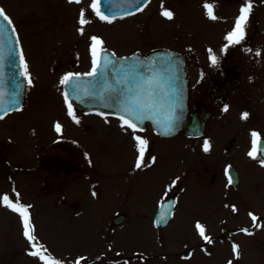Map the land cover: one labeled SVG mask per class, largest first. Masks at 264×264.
Returning <instances> with one entry per match:
<instances>
[{
	"label": "rangeland",
	"instance_id": "obj_1",
	"mask_svg": "<svg viewBox=\"0 0 264 264\" xmlns=\"http://www.w3.org/2000/svg\"><path fill=\"white\" fill-rule=\"evenodd\" d=\"M251 1L258 4L255 12L252 9L249 15L244 39L251 34L252 43L247 45L250 42L241 40V46L235 53V56L241 55V61H237L241 72L244 71L240 78L245 83L244 88L239 90H243L239 94L238 106L241 109L226 112L217 109L216 113L219 115L214 118L217 122H212L209 126L214 136L219 138L224 131L232 134L241 132L239 145L242 151L253 144V132L264 136V0ZM93 2L94 0H81L77 4L69 3L68 0H0L6 12L15 19L21 33L24 56L29 66L28 77L32 81L28 84L24 108L11 113L0 122V140L5 141L6 144L3 145L13 147V150L8 149L12 152L9 156L11 159L15 157L14 151L17 149L22 153H31L44 150L49 145V154L60 152L59 149L52 151V140L64 129L62 127L57 132L52 121L55 118L62 119L68 113L61 80L69 73L85 71L92 66V37L103 42L98 49L109 47L117 52L127 53L134 49L147 50L153 47L182 50L194 72L200 70V64L206 66L211 62L208 49L217 52L218 57L232 46L226 36L233 31L241 6L240 0H151L143 11L113 18L112 23H108L95 14L91 7ZM206 3L213 6L217 19L209 18L204 7ZM254 4L255 2L252 3L253 6ZM162 10L172 11L174 18L168 20L162 17ZM82 11L90 12L86 18L88 22L83 26L79 24ZM81 27L83 33L78 31ZM245 112L251 114L246 120L241 118ZM112 122L117 123L115 120ZM93 132L95 133L89 137L80 132L77 134L91 149L97 148L96 141L100 137L98 131ZM163 142L169 147L166 150L159 149L162 156L163 151L171 152L178 140ZM114 150L113 155L126 154V148H116V144ZM165 155V163L159 159L154 166L149 164L145 167L147 185L144 187L143 197L151 203L168 188L169 178L177 172V168L174 169V153ZM122 160V164L118 161L119 164L116 165L107 155L95 157V161L102 164L97 174L101 185L103 184L102 194L105 196L96 197L93 203H87L84 214L77 212L84 209V202L80 205L75 203L71 208L63 201H57L64 186L62 181L68 177L64 170H49V185L41 187L44 192L31 185L46 181V176L42 177L40 170L36 169L29 175L15 173L13 177L17 182L14 183V180L8 179V175L14 172L9 173V169L0 161V264H45L38 257L28 255L33 248L23 235L21 217L3 206L2 197L8 195L15 202L16 193H19L20 204L30 206L28 213L36 243L43 246L45 256L60 261L61 264H76L81 257L84 259L80 260V264H222L224 260L231 261L232 264H264V250L253 246L255 238L252 235L218 238L208 255L200 257V254L191 252L189 260L178 258L141 261L132 256L137 252H131L130 248L151 246L154 233H149V240H146L139 232L141 228L128 223L129 218H124L122 223L117 224L108 213V210L119 203L127 204L136 198L132 195L130 185L126 186L128 180L121 172L126 161L125 158L120 161ZM260 173L261 198L264 200V164ZM143 174L144 167L138 170L140 178H143ZM74 189L76 190L75 187H70L69 190L74 193ZM46 191H49L48 196L45 195ZM52 195L56 197L54 200L51 199ZM221 211L208 218H212L214 226L235 228L247 224L248 219L235 216L237 213L232 207ZM192 224L189 218L180 215L175 217L169 225L171 228L167 231L166 243L191 244L187 230ZM262 227L264 231V223ZM149 230L152 231L151 228ZM238 241L244 245L239 246L237 257L233 252V245ZM183 247L179 245L177 248ZM165 248L170 249L168 244Z\"/></svg>",
	"mask_w": 264,
	"mask_h": 264
},
{
	"label": "flooded vegetation",
	"instance_id": "obj_2",
	"mask_svg": "<svg viewBox=\"0 0 264 264\" xmlns=\"http://www.w3.org/2000/svg\"><path fill=\"white\" fill-rule=\"evenodd\" d=\"M246 1L240 0V9L246 5ZM250 2H255L252 7L255 12V7L258 3L251 0ZM244 40H247V43L250 42L246 43L247 45H251V34H248ZM243 45L245 47V44ZM239 46H241L240 43L237 45L232 44L230 48L228 47L222 52L223 56H216L217 63L215 65L211 62L206 66L200 64L198 66L200 70L197 69L198 71L194 72L191 71L189 60L185 54L188 80V123L186 128L175 135H161L149 123L138 126L142 130L133 133V130L121 127L122 121L118 116L107 112L82 110L77 107L75 102H72L73 112L79 123H76L68 113L62 119L55 120V118L52 121L54 123L53 127L58 123L64 129L52 140V151L59 149L60 152L58 154L55 152L49 154L48 145L44 150H35L31 153H22L17 149L14 151L15 157L11 159L9 156L12 152H9L8 149L13 150V147L9 148L7 145H3L5 141L0 140V161L3 162L5 168L9 169V173L11 171L14 172L8 175V179L14 180V183H16L17 181L13 177L15 173L29 175L38 169L41 171L42 177L46 176V181L43 184L38 182L31 185L42 190L41 187L44 188L45 185H49V170L60 168L65 171V175L68 177L62 181L64 186H62V192L59 194L57 201H63L71 208L75 203L80 205L81 202H84V209L77 211L84 214L87 203H93L96 197L102 198L105 196L102 194L103 184L101 185L100 176L97 174L102 164L97 163L95 157L107 155L110 157V161H115L116 165L122 164L124 160H120L125 158L126 164L121 172L128 180L126 186L130 185L132 195L136 196V198L128 201L127 204L124 202L119 203L118 206L108 210V213L114 218L119 216L129 218L128 223L133 227L141 228L139 232L146 240H149V233H154L151 246L149 244L146 248L145 246L130 248L131 252H137L132 255L135 258H140L141 261L178 258L189 260L191 259L189 255L191 252L200 254V257H203V255H208L211 246L218 238L248 235L242 231L243 229H247L255 238L253 246L261 251L264 250V231H262L264 200L261 198L262 184L260 175L264 158L257 148L255 158L249 155V152L253 150V144L248 145L247 150L242 151L239 145L241 143L240 137H242L240 135L241 132L236 131L232 134L230 131H224L219 138L217 135L214 136L212 129H209L210 123L217 122V119H214L216 115H219L216 113L217 109L224 111L225 106H227L228 111L241 109L238 106L239 94L243 90H239L244 88L245 83L240 81L244 71L241 72L237 61H241V55L235 56V53L237 54V50L240 48ZM232 47L236 48V50L232 49ZM154 48L156 47L147 50L134 49L127 53L133 51L147 52ZM208 51L209 56L218 54L211 49H208ZM124 53L126 52L118 54ZM209 56L207 55V58ZM197 62L200 63L199 58H197ZM27 69L29 71L28 65ZM26 100L25 98L22 107L15 111L22 110L26 105ZM242 100L244 101V99ZM9 114L4 116L0 122L9 117ZM112 120L117 123L112 122ZM191 124L197 126V128L189 130V125ZM93 131H98L100 134L96 141L97 148L95 149H91L88 144L84 143L83 139L77 136L80 132L85 137H89L95 133ZM134 134L148 141L143 178L138 176V170L140 169L135 168L138 152L136 142L133 139ZM261 136L259 135V137ZM170 139L178 140L177 143L175 142L177 145L171 151L174 153V166H176L174 169L176 170L177 168V172H174V175L169 178L170 182L167 189L170 188V190L167 192V196H165V189L160 194V197L151 203L143 197L144 187L147 185L145 167L147 168L149 164L154 166L159 159L165 163L164 158L169 156L165 155V153L171 152L163 151L164 157L162 153L159 154V149L166 150L169 146L163 141ZM205 140L209 141L211 145L208 152L203 151ZM115 144L116 148H126V154L118 153L119 155H113ZM153 156L156 158L155 163L151 162V157ZM229 173L232 174L233 182L231 184L228 183ZM173 182H175L174 186ZM70 187L76 188L74 193H71ZM42 191L45 192V190ZM93 193L96 195H93ZM45 195L48 196L49 191H46ZM55 198L53 195L51 196L52 200ZM165 203L166 208L170 207L171 214L164 225H160V222L159 226H157L155 222L159 221L162 215L164 217L167 216L165 210H160ZM229 207L236 209L234 211L237 213L234 214L235 216L248 219L247 224H241L235 228L230 226L220 227L219 225L214 226L212 218L208 219L210 215L214 216L221 209L229 210ZM178 215L189 218L193 222L191 226H188L187 230L191 237V244L189 243V245L187 243H182L181 245L178 242L166 243L167 241H165L168 235L167 231L171 228L169 225ZM253 215L257 217L256 221L252 220L251 217ZM197 222L204 226L205 235L211 238L212 243L209 244L200 237L195 228ZM167 244L170 249L165 248ZM241 244L244 245L243 242L238 241L236 243L238 246ZM179 245L184 247L182 249L177 248ZM248 245L250 244L248 243ZM222 264H229V262L224 260Z\"/></svg>",
	"mask_w": 264,
	"mask_h": 264
},
{
	"label": "water",
	"instance_id": "obj_3",
	"mask_svg": "<svg viewBox=\"0 0 264 264\" xmlns=\"http://www.w3.org/2000/svg\"><path fill=\"white\" fill-rule=\"evenodd\" d=\"M142 5L143 0L140 3L137 0H101L100 8L105 15L114 16L131 12ZM14 41L15 37L10 40L5 36L0 48V106L7 112L18 108L24 96L25 68L19 59L22 47L20 40L19 45ZM100 52L103 67L98 69L96 76L79 74L78 80L63 84L64 93H70L69 99L79 101L82 108L107 110L120 116L126 115L121 111L124 105L139 98L141 103H151L152 106L145 109L137 124L149 121L162 135L175 134L185 126L187 79L184 58L179 51L165 48L124 56H117L108 50ZM133 67L135 71H130ZM149 89L156 90L154 102L146 95ZM0 115L5 113L0 111ZM126 118L131 117L126 115ZM169 126L170 130L164 134ZM193 128L197 126L191 124L189 130ZM257 147L264 157V138L259 139ZM167 218L164 217L160 224L163 225ZM115 220L119 222L122 217Z\"/></svg>",
	"mask_w": 264,
	"mask_h": 264
},
{
	"label": "snow or ice",
	"instance_id": "obj_4",
	"mask_svg": "<svg viewBox=\"0 0 264 264\" xmlns=\"http://www.w3.org/2000/svg\"><path fill=\"white\" fill-rule=\"evenodd\" d=\"M69 3H77L79 4L81 2V0H68ZM151 0H143V7H140L139 9H137L138 11H143L144 7L147 6L148 3H150ZM137 3H140V0H137ZM100 4H101V0H94V2L92 3L91 7L92 9L95 11V14L99 17L100 20L102 21H107L108 23H112V17H109L108 15H105L103 11H101L100 8ZM205 9H206V13L209 16L210 19H217V17L214 15L213 13V6L211 4H205L204 5ZM252 3L249 2L245 5L242 6L240 9V14L237 17L236 21H235V26L232 32H230L227 36L226 39L230 42V44H239L241 40L244 39L245 36V25L249 19V15L252 11ZM163 8V6H162ZM134 14L133 12H128V15H132ZM161 16L168 19V20H172L174 18V13L170 10H162L161 11ZM88 21L85 19V14L82 11L80 13V19H79V24L81 26L85 25ZM79 32L83 33V27L78 29ZM5 36L8 37V39H12V37H15V44L19 45V37L17 34V30L13 24L12 19L7 15L5 9H3L2 7H0V48L3 47V43H4V38ZM91 45H90V53L92 56V68L91 71L84 74L87 76H96L97 75V71L98 69L102 68V55L101 52L98 51V46L102 45V41L97 38V37H92L91 38ZM114 55V54H113ZM257 55H259V53H257ZM19 59L21 61V63L24 64V68H25V72L24 75L28 76L27 73V64L24 61V54H23V50L20 49L19 51ZM210 60L211 63L213 65H215L217 63V57L216 55L212 54L210 55ZM130 71H135V67H133L132 69H130ZM79 79V74H72L69 73L67 75H65L63 77V79L61 80L62 84H68L70 81H74V80H78ZM27 83L31 84V78L30 76L27 79ZM69 92H65L64 93V99H65V103L67 105V109H68V115L70 117H72V119L76 122L79 123V120L76 119V116L73 112V104L71 102V100L69 99ZM146 95L149 98L153 99L154 102V97L156 95V90L155 89H149L146 92ZM152 104L151 103H141L140 99L137 98L135 100L134 103H130V104H126L121 108V111L126 113V115L128 117L131 118H126V115H120L119 119L122 121L121 127L124 128H128L133 130V133H135L136 131L142 130L138 128V124L136 121L142 119L143 116V112L145 111L146 108L151 107ZM13 111L15 110H19L18 108L14 107L12 109ZM0 111H3L5 114H7L6 109H4L2 106H0ZM224 111H228L227 106H225ZM102 115V114H101ZM248 113H242L241 118L246 120L248 119ZM4 116L0 115V119H3ZM55 129L57 132L61 131V126L60 124H56L55 125ZM170 130V126L168 129H166L164 134H167V131ZM253 136V150L251 152H249V155L255 158L256 155V145L259 141V134L253 132L252 133ZM133 139L136 142V148H137V152H138V156L135 162V168L136 169H141L142 167L146 166V161H145V152L147 150V146H148V141L144 138H142L139 135H133ZM211 145L209 143V141L205 140L204 144H203V151L204 152H208L210 151ZM156 158L153 156L151 157V162L155 163ZM233 182L231 175H228V183L231 184ZM175 185V182H173V186ZM170 190L166 189L165 190V196H167V192ZM93 195H96L95 193H93ZM17 196V200L15 202H13L8 195H4L2 197V203L3 206L11 209L13 212L18 213L19 216L21 217L22 220V226H23V235L25 236V238L30 242L33 251L29 252L28 255L33 256V257H38L40 260L45 261V264H61L60 261L57 260H53L50 259L49 257L45 256L43 254V246H38V244L36 243V237L34 235V227L31 224V220H30V215L28 213V207L30 206H25L19 203V193H16ZM233 211H236V209L233 207ZM253 221L257 220L256 216H252L251 217ZM164 219V216L162 215L159 221H156L155 223L157 224V226H159V223ZM195 228L198 232V234L200 235V237L207 243H212V240L210 237L205 235V228L203 225H201L199 222H197V224L195 225ZM242 231L246 232L248 235H251L252 233L248 232L247 229H243ZM233 252L234 254L238 257L239 256V246L238 245H233ZM84 258L81 257L79 260H77L76 264H80V260H83ZM229 264H232L231 261H229Z\"/></svg>",
	"mask_w": 264,
	"mask_h": 264
}]
</instances>
